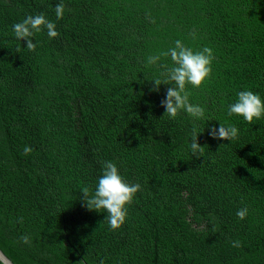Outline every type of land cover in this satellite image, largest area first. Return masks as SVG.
<instances>
[{"label":"trees","instance_id":"trees-1","mask_svg":"<svg viewBox=\"0 0 264 264\" xmlns=\"http://www.w3.org/2000/svg\"><path fill=\"white\" fill-rule=\"evenodd\" d=\"M37 14L58 35L29 50L12 25ZM176 39L213 49L188 85L200 120L166 115L173 85L150 80ZM245 89L264 96V0H0V248L15 264H264V119L228 115ZM220 122L235 140L208 134ZM109 160L141 186L118 229L81 191Z\"/></svg>","mask_w":264,"mask_h":264},{"label":"clouds","instance_id":"clouds-1","mask_svg":"<svg viewBox=\"0 0 264 264\" xmlns=\"http://www.w3.org/2000/svg\"><path fill=\"white\" fill-rule=\"evenodd\" d=\"M64 4L56 5V15L60 18L64 14ZM47 29L49 37H56L58 31L56 24L46 18L44 14L28 15L23 20L12 25V30L18 40H27V49L35 50L38 42H34L31 37L35 33ZM195 32L192 33L195 38ZM174 46L169 47L160 54L148 57V64H157L161 56L170 57L171 66L163 65V71L160 76L150 79L154 82V91H159L160 86L173 85L168 87L165 98L162 99L161 105L166 110V115L175 118L181 111L187 112L196 120L205 117V109L190 101V91L188 85L200 87L211 75L212 64L214 60L213 49L204 46L200 50H193L188 47L181 39L173 42ZM162 77V78H161ZM228 115H238L248 122L264 119V96L250 89L240 90L236 94V100L230 103ZM205 131V129H204ZM203 131V132H204ZM202 133L194 126L191 130L190 149L193 155L203 150L199 143V135ZM239 129L234 125H225L220 122L219 127L215 125L208 129V134L214 139H223L233 141L237 138ZM30 146H25L24 152L30 153ZM141 186L136 183H129L125 180L118 165L109 160L104 161L102 165V174L98 177L94 191L83 188V201L90 210L107 213L106 220L112 229L120 228L126 221L128 215V205L133 201L136 193ZM248 209L242 208L237 211V216L244 219ZM24 243L29 242L27 235L22 236ZM234 247L240 246V241H233ZM0 264L8 262L0 257Z\"/></svg>","mask_w":264,"mask_h":264},{"label":"water","instance_id":"water-1","mask_svg":"<svg viewBox=\"0 0 264 264\" xmlns=\"http://www.w3.org/2000/svg\"><path fill=\"white\" fill-rule=\"evenodd\" d=\"M0 257H3L8 264H15L4 252L3 250L0 248Z\"/></svg>","mask_w":264,"mask_h":264}]
</instances>
